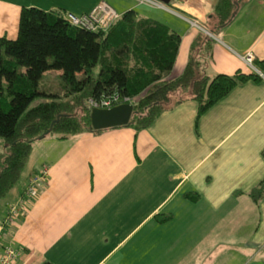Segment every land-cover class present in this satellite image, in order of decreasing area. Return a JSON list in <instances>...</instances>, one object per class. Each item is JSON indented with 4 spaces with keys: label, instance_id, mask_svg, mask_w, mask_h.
<instances>
[{
    "label": "crops",
    "instance_id": "0c3cea01",
    "mask_svg": "<svg viewBox=\"0 0 264 264\" xmlns=\"http://www.w3.org/2000/svg\"><path fill=\"white\" fill-rule=\"evenodd\" d=\"M100 1L106 3L0 0V38H16L24 8L84 15ZM217 2L179 0L177 7L184 15H177L168 4L171 12L136 2L139 17L161 23L181 38L166 81L183 75L201 35L210 41L197 42L201 70L209 78L247 72L242 60L247 53L256 62L264 60V0L241 2L214 34L211 18ZM189 21H196L213 37ZM260 77L258 83L234 88L197 121L196 105L186 103L161 115L145 131L118 127L67 140L51 136L38 141L43 151L37 150L33 158L31 153L24 185L42 167L46 175L38 179L1 238L0 256L4 247H10L18 254L13 264H143L152 251L176 256L174 242H179L183 249L177 256H182V264H193L201 256L208 264L203 249L197 254L190 249L202 241L221 239L224 232L231 235L233 225L237 236L238 225L251 224L246 217L256 210L261 228L248 245L260 246L264 241V76ZM259 183L263 195L255 205L247 193ZM24 185L7 198L0 220ZM187 194H197L198 201L191 203ZM166 217L171 220L159 223ZM162 240L167 246L160 242L156 250ZM255 258L254 254L246 264H254Z\"/></svg>",
    "mask_w": 264,
    "mask_h": 264
},
{
    "label": "trees",
    "instance_id": "16d2710c",
    "mask_svg": "<svg viewBox=\"0 0 264 264\" xmlns=\"http://www.w3.org/2000/svg\"><path fill=\"white\" fill-rule=\"evenodd\" d=\"M243 1L218 0L210 31L218 34ZM67 13L24 8L16 38H0V215L30 158L33 143L51 136L67 140L103 132L91 128L90 100L112 90L132 98L135 104L129 123L119 128L140 132L164 113L186 103L196 105L197 121L234 88L249 81L258 83L264 76V60H254L256 71L248 67L247 72L209 78L201 70L197 42L207 45L210 41L201 35L191 48L183 75L166 81L181 41L168 27L127 11L107 30L88 31L68 23ZM50 70L61 73V94L47 95L38 89L42 75ZM41 171L33 175L39 177ZM25 192L26 187L18 199L8 204L0 220V240L10 220L16 219L11 210H20L28 201ZM262 195L263 183L247 193L255 205ZM185 197L191 203L199 199L197 194ZM170 220L160 218L159 223Z\"/></svg>",
    "mask_w": 264,
    "mask_h": 264
},
{
    "label": "rangeland",
    "instance_id": "374dc122",
    "mask_svg": "<svg viewBox=\"0 0 264 264\" xmlns=\"http://www.w3.org/2000/svg\"><path fill=\"white\" fill-rule=\"evenodd\" d=\"M106 4L112 8L119 16L123 13H126L127 11L131 10H137L136 8L139 7V5L133 1V0H105ZM99 3V2H98ZM97 3V4H98ZM96 4V5H97ZM177 4H179V0H171V2L168 4V7L172 9L173 12L177 13V15H184L183 11L180 10L177 7ZM146 7V6H145ZM136 12V11H135ZM171 17H177L174 13H168L165 12ZM187 15V14H186ZM185 15V16H186ZM139 16V15H138ZM188 16V15H187ZM186 16V17H187ZM189 17V16H188ZM183 18V17H181ZM199 24V23H198ZM200 27H202L199 24ZM246 55V54H245ZM244 55V56H245ZM49 63H51V60H48ZM254 67V66H253ZM254 71L255 68H254ZM99 72V67L96 66L94 69V73L97 75ZM63 82L61 79V73L58 71L50 70L42 75V78L39 81V91L42 93H45L47 95L52 94H61L63 92ZM134 108V107H133ZM48 138V137H47ZM50 138V137H49ZM48 142L46 143V145ZM48 146V150L50 149V145ZM39 150L40 152L43 151V148L40 146V144L37 142L33 143V152H32V158L35 156V152ZM44 155V154H42ZM41 155V156H42ZM45 167L40 168L38 171H43ZM30 160H28L25 164V167L22 171L21 177L18 180L17 184L14 186V188L10 191L11 195H17L19 190L22 189L26 177H28V173L30 172ZM30 181V180H29ZM29 181L26 183L25 186L27 188ZM38 188V187H37ZM258 211L256 210L253 214L248 215L246 219L251 224H243L238 225V235L236 236L235 233V225H233V233L231 235H227L225 232L220 237L221 239L217 238L215 240H206L199 243V247L196 246L195 248H191L190 250L194 251V254H197L199 250H204L205 253H207V260L208 264L210 261H213V259L216 257V259L212 262V264H246V262L251 259V257L255 254L256 258L254 260V264H264V241L260 246L257 248H253V243H249L251 235L257 234V231L260 230L261 224L258 217ZM240 221V220H239ZM241 222V221H240ZM12 220H10V226L12 224ZM208 224V223H207ZM169 227L166 226L165 230H167ZM163 231V230H162ZM223 231V230H222ZM205 238V237H204ZM160 242L163 245L167 246V241H159L156 246V250L158 249V246L160 245ZM1 244V243H0ZM182 243L174 242V252L176 256H170L168 254H157L155 255L152 251L150 256L144 259L143 264H182V256H177L181 250L183 249L180 247ZM9 249L17 253L15 249H12L10 247H4L2 249V254L0 256V259L4 256L5 251ZM156 252V251H155ZM211 254L213 256L211 257ZM18 255V254H17ZM200 260V264H207L205 257L201 256L200 258H194L193 264H197V262ZM14 262L11 261V263L7 264H13ZM187 264H190L187 262Z\"/></svg>",
    "mask_w": 264,
    "mask_h": 264
},
{
    "label": "built area",
    "instance_id": "2783aa9c",
    "mask_svg": "<svg viewBox=\"0 0 264 264\" xmlns=\"http://www.w3.org/2000/svg\"><path fill=\"white\" fill-rule=\"evenodd\" d=\"M137 3L141 5H145L151 8H156L160 10H165L171 12V10L162 2L158 0H134ZM184 1V0H180ZM120 16L112 9L110 8L104 1H100L91 12L84 15H75L73 13H67L65 14V20L81 29L85 30H107L112 22L117 20ZM191 26L196 27L200 31H202L205 35H209L210 37H213L209 31L205 30L204 28L200 27L199 24L196 21H189ZM242 60L244 61L245 65L249 67L250 69L254 70L253 62L255 58L252 54L247 53L245 56L242 57ZM135 101L127 96L122 95L116 90H112L109 93H106L104 95H101L98 99H92L88 102V107L92 109H99V110H109L117 106L121 105H129L134 107ZM46 175V171H41V175L39 177L32 178L29 181V184L26 188L25 197L30 196V194L33 193V189L35 188V184H37L38 179H43ZM18 211L11 210V214L15 216ZM18 258V255L16 252L7 249L5 251L4 256L0 259V264H7L11 263V261H15Z\"/></svg>",
    "mask_w": 264,
    "mask_h": 264
},
{
    "label": "water",
    "instance_id": "95a60500",
    "mask_svg": "<svg viewBox=\"0 0 264 264\" xmlns=\"http://www.w3.org/2000/svg\"><path fill=\"white\" fill-rule=\"evenodd\" d=\"M158 1L164 4H169L170 2V0ZM132 113L133 107L129 105H121L109 110L92 109L89 116L90 125L94 131H104L127 126Z\"/></svg>",
    "mask_w": 264,
    "mask_h": 264
}]
</instances>
